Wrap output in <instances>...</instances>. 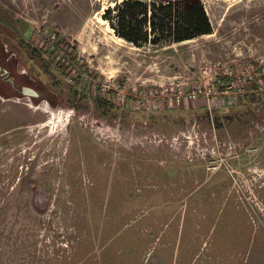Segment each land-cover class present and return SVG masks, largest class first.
I'll use <instances>...</instances> for the list:
<instances>
[{
    "label": "rangeland",
    "instance_id": "374dc122",
    "mask_svg": "<svg viewBox=\"0 0 264 264\" xmlns=\"http://www.w3.org/2000/svg\"><path fill=\"white\" fill-rule=\"evenodd\" d=\"M121 1L7 0L45 98L1 105L0 264H264V91L169 101L208 69L264 78V0H202L212 33L142 46L103 17Z\"/></svg>",
    "mask_w": 264,
    "mask_h": 264
},
{
    "label": "trees",
    "instance_id": "16d2710c",
    "mask_svg": "<svg viewBox=\"0 0 264 264\" xmlns=\"http://www.w3.org/2000/svg\"><path fill=\"white\" fill-rule=\"evenodd\" d=\"M103 17L118 37L137 46L183 42L213 32L202 0H122Z\"/></svg>",
    "mask_w": 264,
    "mask_h": 264
},
{
    "label": "flooded vegetation",
    "instance_id": "af4514ba",
    "mask_svg": "<svg viewBox=\"0 0 264 264\" xmlns=\"http://www.w3.org/2000/svg\"><path fill=\"white\" fill-rule=\"evenodd\" d=\"M15 14L13 23L11 6L7 0H0V128L9 124L10 114L1 108L7 101L19 102L23 98L39 101L45 98V82L28 72L29 58L36 63L35 69H44V61L40 59V51L29 46L24 37L18 21L22 15L17 11ZM46 97L49 98L48 95Z\"/></svg>",
    "mask_w": 264,
    "mask_h": 264
},
{
    "label": "built area",
    "instance_id": "2783aa9c",
    "mask_svg": "<svg viewBox=\"0 0 264 264\" xmlns=\"http://www.w3.org/2000/svg\"><path fill=\"white\" fill-rule=\"evenodd\" d=\"M60 46L61 44L57 41L56 34H53L43 45L42 50L45 48L47 49L46 52L51 50L49 53L54 54V52L57 53L61 51ZM57 56L59 57V55ZM219 70L220 69L212 71L208 69V72L205 71L203 74L205 79L196 83V85L188 91L180 89L176 93H169V101L181 104L185 100L198 101L203 98L209 110H212L213 105L220 107L226 105L232 106L239 102L240 97L245 95L255 99L261 97L262 91H264V78L263 75L256 74L252 67H248L240 75L235 74L231 69H224L221 72H219ZM73 72L76 74V71ZM88 74L87 72H83L81 75L87 78L89 76ZM225 78L229 79L224 82ZM68 81L74 82V75L69 77ZM144 98H146V96ZM145 104L146 101L144 102V105Z\"/></svg>",
    "mask_w": 264,
    "mask_h": 264
},
{
    "label": "bare ground",
    "instance_id": "6f19581e",
    "mask_svg": "<svg viewBox=\"0 0 264 264\" xmlns=\"http://www.w3.org/2000/svg\"><path fill=\"white\" fill-rule=\"evenodd\" d=\"M104 22H106V20H105ZM205 36H206V35H205ZM122 39H123V38H122ZM58 118H59L58 115H56L55 112H53V119L57 120Z\"/></svg>",
    "mask_w": 264,
    "mask_h": 264
}]
</instances>
